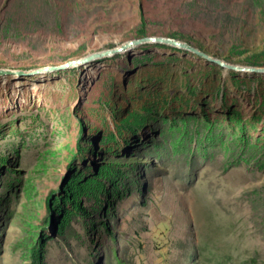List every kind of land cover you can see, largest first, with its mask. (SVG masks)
I'll return each mask as SVG.
<instances>
[{"label":"rangeland","instance_id":"obj_1","mask_svg":"<svg viewBox=\"0 0 264 264\" xmlns=\"http://www.w3.org/2000/svg\"><path fill=\"white\" fill-rule=\"evenodd\" d=\"M152 36L189 48L58 68ZM233 65L264 0H0V264H264V73Z\"/></svg>","mask_w":264,"mask_h":264},{"label":"water","instance_id":"obj_2","mask_svg":"<svg viewBox=\"0 0 264 264\" xmlns=\"http://www.w3.org/2000/svg\"><path fill=\"white\" fill-rule=\"evenodd\" d=\"M147 42H158V43L169 44V45L174 46V47L189 48L185 43H183L179 40H176V39H172V38L158 37V36L143 37V38L128 40V41H126V42H124V43H122L116 47L97 51V52L88 54L82 58L66 62V63L62 64L61 66H59L58 68H67V67L74 66V65L86 64V63H88L92 60L98 59V58L108 57V56H112L114 54L125 52L128 49H132L135 46H138L140 44L147 43ZM212 61H214V60H212ZM216 62L223 64L219 60H216ZM230 68L241 71V72L264 73V66H239V65L235 66V65H233V66H230ZM52 69H57V68L55 67ZM40 70L45 71V70H48V68L43 67ZM9 73H15V71H12L10 69H0V74H9ZM18 73L23 74L22 71H19Z\"/></svg>","mask_w":264,"mask_h":264},{"label":"bare ground","instance_id":"obj_3","mask_svg":"<svg viewBox=\"0 0 264 264\" xmlns=\"http://www.w3.org/2000/svg\"><path fill=\"white\" fill-rule=\"evenodd\" d=\"M77 66H78V65H77ZM18 80H19V79H18ZM3 81H4V80H3ZM14 81H15V80H14ZM14 81H11V82H14ZM9 82H10V81H9ZM9 82H6V83H9ZM11 82H10V83H11ZM10 83H9V85H10ZM148 85H149V84H148ZM150 86H151V85H150ZM154 86H155V85H154ZM4 87H5V86H4ZM16 87L19 89L20 84H19V85H16ZM16 87H15V88H16ZM146 87H147V86H146ZM152 87H153V86H152ZM2 88H3V86H2ZM10 88H11V87H10ZM21 89H22V88H21ZM23 89H24V88H23ZM12 90H13V89H12ZM8 91H9V90H8ZM14 92L17 93V90H14ZM7 93H8V92H7ZM144 94H146V93H144ZM150 94H151V93H150ZM12 98H13V97H12ZM12 98H11V99H12ZM5 117H6V116H5ZM8 123H9V122H8ZM4 128H6V127H4ZM7 128H8V127H7ZM2 130H3V129H2ZM3 131H4V130H3ZM4 134H5V133H4ZM13 134H14V133H13ZM18 134H19V133H18ZM17 136H19V135H17ZM14 137H15V136H14ZM15 138H16V137H15Z\"/></svg>","mask_w":264,"mask_h":264},{"label":"trees","instance_id":"obj_4","mask_svg":"<svg viewBox=\"0 0 264 264\" xmlns=\"http://www.w3.org/2000/svg\"><path fill=\"white\" fill-rule=\"evenodd\" d=\"M50 200H51V198H49V199L47 200L48 204H50ZM37 254H38V252H37V250H35V256H38Z\"/></svg>","mask_w":264,"mask_h":264}]
</instances>
